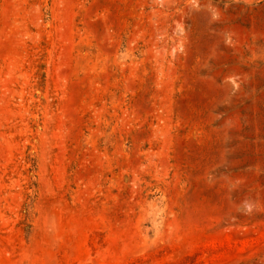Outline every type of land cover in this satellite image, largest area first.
<instances>
[{"label":"rangeland","instance_id":"1","mask_svg":"<svg viewBox=\"0 0 264 264\" xmlns=\"http://www.w3.org/2000/svg\"><path fill=\"white\" fill-rule=\"evenodd\" d=\"M0 264H264V0H0Z\"/></svg>","mask_w":264,"mask_h":264}]
</instances>
